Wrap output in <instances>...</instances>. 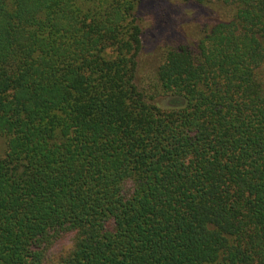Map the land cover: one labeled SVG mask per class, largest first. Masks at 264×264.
<instances>
[{"label":"trees","instance_id":"obj_1","mask_svg":"<svg viewBox=\"0 0 264 264\" xmlns=\"http://www.w3.org/2000/svg\"><path fill=\"white\" fill-rule=\"evenodd\" d=\"M143 1L0 0V264H264V0H184L152 93Z\"/></svg>","mask_w":264,"mask_h":264},{"label":"rangeland","instance_id":"obj_2","mask_svg":"<svg viewBox=\"0 0 264 264\" xmlns=\"http://www.w3.org/2000/svg\"><path fill=\"white\" fill-rule=\"evenodd\" d=\"M222 16L218 7L209 9L190 1L144 0L138 12L143 41L138 58V85L152 93L168 49L182 41L196 42L206 26L216 24ZM154 102L164 105L168 101L159 96Z\"/></svg>","mask_w":264,"mask_h":264},{"label":"clouds","instance_id":"obj_3","mask_svg":"<svg viewBox=\"0 0 264 264\" xmlns=\"http://www.w3.org/2000/svg\"><path fill=\"white\" fill-rule=\"evenodd\" d=\"M79 239V237H74L65 242L66 236L59 233L49 237L46 252L51 253L52 264H55L58 256H68L74 253L78 247Z\"/></svg>","mask_w":264,"mask_h":264}]
</instances>
